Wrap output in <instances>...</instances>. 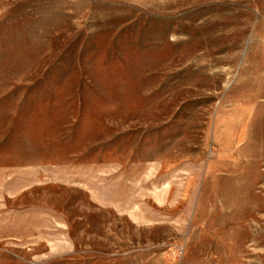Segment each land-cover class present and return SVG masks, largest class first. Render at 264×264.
Instances as JSON below:
<instances>
[{
	"label": "rangeland",
	"instance_id": "obj_1",
	"mask_svg": "<svg viewBox=\"0 0 264 264\" xmlns=\"http://www.w3.org/2000/svg\"><path fill=\"white\" fill-rule=\"evenodd\" d=\"M0 264H264V0H0Z\"/></svg>",
	"mask_w": 264,
	"mask_h": 264
}]
</instances>
